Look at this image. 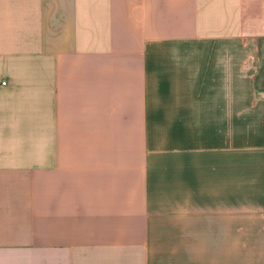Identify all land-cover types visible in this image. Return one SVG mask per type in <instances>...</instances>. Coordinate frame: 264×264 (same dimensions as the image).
Returning a JSON list of instances; mask_svg holds the SVG:
<instances>
[{"label":"crops","instance_id":"crops-1","mask_svg":"<svg viewBox=\"0 0 264 264\" xmlns=\"http://www.w3.org/2000/svg\"><path fill=\"white\" fill-rule=\"evenodd\" d=\"M263 69L264 0H0V264H264Z\"/></svg>","mask_w":264,"mask_h":264},{"label":"rangeland","instance_id":"rangeland-1","mask_svg":"<svg viewBox=\"0 0 264 264\" xmlns=\"http://www.w3.org/2000/svg\"><path fill=\"white\" fill-rule=\"evenodd\" d=\"M261 76H263V78H264V69H263V71H261V73H260V79H261ZM260 79H259V81H261ZM262 81H264V80H262ZM259 84H260V82H259Z\"/></svg>","mask_w":264,"mask_h":264},{"label":"built area","instance_id":"built-area-1","mask_svg":"<svg viewBox=\"0 0 264 264\" xmlns=\"http://www.w3.org/2000/svg\"><path fill=\"white\" fill-rule=\"evenodd\" d=\"M0 82H1V83H4V80H1Z\"/></svg>","mask_w":264,"mask_h":264}]
</instances>
